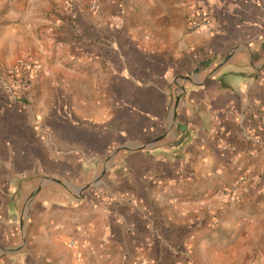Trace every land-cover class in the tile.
Listing matches in <instances>:
<instances>
[{"label": "crops", "instance_id": "obj_1", "mask_svg": "<svg viewBox=\"0 0 264 264\" xmlns=\"http://www.w3.org/2000/svg\"><path fill=\"white\" fill-rule=\"evenodd\" d=\"M263 192L264 0H0V264H264Z\"/></svg>", "mask_w": 264, "mask_h": 264}, {"label": "built area", "instance_id": "obj_2", "mask_svg": "<svg viewBox=\"0 0 264 264\" xmlns=\"http://www.w3.org/2000/svg\"><path fill=\"white\" fill-rule=\"evenodd\" d=\"M187 24H188V28L190 30H196L198 28H201L202 26H205L207 24V20L204 18H196L195 15L190 14L187 17ZM30 68L33 71H39L40 70V65L37 63H30L27 60H19L17 62V65L12 66L9 68L8 70V76L11 79V83L12 85H4V89L7 92H11L12 91V87L14 85H18L20 84L21 81V77H22V70ZM264 193V192H263ZM75 244L74 240H71L69 242V245L73 246ZM184 264H192L190 262L184 263Z\"/></svg>", "mask_w": 264, "mask_h": 264}]
</instances>
